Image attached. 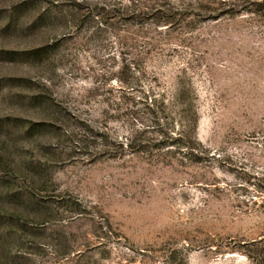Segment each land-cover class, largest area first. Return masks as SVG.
Returning a JSON list of instances; mask_svg holds the SVG:
<instances>
[{
    "label": "rangeland",
    "instance_id": "374dc122",
    "mask_svg": "<svg viewBox=\"0 0 264 264\" xmlns=\"http://www.w3.org/2000/svg\"><path fill=\"white\" fill-rule=\"evenodd\" d=\"M0 264H264V0H0Z\"/></svg>",
    "mask_w": 264,
    "mask_h": 264
},
{
    "label": "trees",
    "instance_id": "16d2710c",
    "mask_svg": "<svg viewBox=\"0 0 264 264\" xmlns=\"http://www.w3.org/2000/svg\"><path fill=\"white\" fill-rule=\"evenodd\" d=\"M191 143V142H190ZM192 143H194V142H192Z\"/></svg>",
    "mask_w": 264,
    "mask_h": 264
}]
</instances>
